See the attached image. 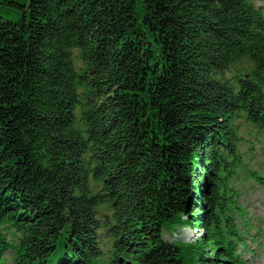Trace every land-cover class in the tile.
I'll return each instance as SVG.
<instances>
[{"label":"trees","instance_id":"trees-1","mask_svg":"<svg viewBox=\"0 0 264 264\" xmlns=\"http://www.w3.org/2000/svg\"><path fill=\"white\" fill-rule=\"evenodd\" d=\"M259 1L0 0V264H254Z\"/></svg>","mask_w":264,"mask_h":264},{"label":"rangeland","instance_id":"rangeland-1","mask_svg":"<svg viewBox=\"0 0 264 264\" xmlns=\"http://www.w3.org/2000/svg\"><path fill=\"white\" fill-rule=\"evenodd\" d=\"M257 6L263 4L259 0H252ZM264 1V0H263ZM258 197L259 195H254L253 200L255 201V198ZM255 207L257 209H254L255 215L257 216H262L264 218V207L259 206V203L256 202ZM261 233L258 236L257 240V246H258V241H259V246H258V252L259 255L254 262V264H264V224L262 225ZM168 233V234H167ZM167 233H164L165 239L168 241L172 242H185V243H193L195 239H197V233L196 231L192 230L189 227H181L178 228L177 230H169ZM197 241V240H196ZM253 247H255V244H253Z\"/></svg>","mask_w":264,"mask_h":264}]
</instances>
